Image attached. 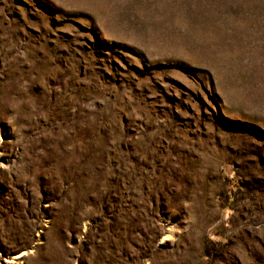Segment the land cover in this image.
Segmentation results:
<instances>
[{"label":"rangeland","instance_id":"1","mask_svg":"<svg viewBox=\"0 0 264 264\" xmlns=\"http://www.w3.org/2000/svg\"><path fill=\"white\" fill-rule=\"evenodd\" d=\"M0 264H264V0H0Z\"/></svg>","mask_w":264,"mask_h":264}]
</instances>
